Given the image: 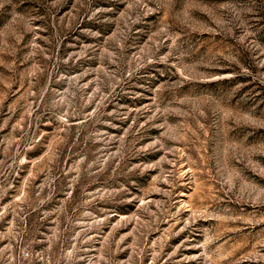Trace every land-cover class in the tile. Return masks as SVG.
Returning <instances> with one entry per match:
<instances>
[{"label": "rangeland", "instance_id": "1", "mask_svg": "<svg viewBox=\"0 0 264 264\" xmlns=\"http://www.w3.org/2000/svg\"><path fill=\"white\" fill-rule=\"evenodd\" d=\"M0 264H264V0H0Z\"/></svg>", "mask_w": 264, "mask_h": 264}, {"label": "built area", "instance_id": "2", "mask_svg": "<svg viewBox=\"0 0 264 264\" xmlns=\"http://www.w3.org/2000/svg\"><path fill=\"white\" fill-rule=\"evenodd\" d=\"M26 254H28V253H26Z\"/></svg>", "mask_w": 264, "mask_h": 264}]
</instances>
